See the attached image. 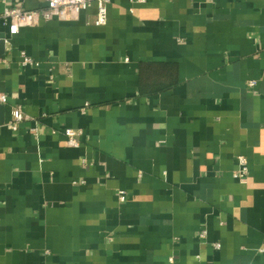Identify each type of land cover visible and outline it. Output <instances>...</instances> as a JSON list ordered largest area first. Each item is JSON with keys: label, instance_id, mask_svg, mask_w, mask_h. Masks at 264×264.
Masks as SVG:
<instances>
[{"label": "crops", "instance_id": "0c3cea01", "mask_svg": "<svg viewBox=\"0 0 264 264\" xmlns=\"http://www.w3.org/2000/svg\"><path fill=\"white\" fill-rule=\"evenodd\" d=\"M108 10L0 28V264H264V0Z\"/></svg>", "mask_w": 264, "mask_h": 264}, {"label": "built area", "instance_id": "2783aa9c", "mask_svg": "<svg viewBox=\"0 0 264 264\" xmlns=\"http://www.w3.org/2000/svg\"><path fill=\"white\" fill-rule=\"evenodd\" d=\"M24 0H0L4 5V10L0 14V28L7 27L11 35H17L22 27L36 26L43 21L48 22L52 19L60 20H75L80 17L83 12H86L93 3L97 5V14L95 25L105 26L108 23L109 5L111 0H44L43 8L27 10L21 5L15 6L14 3ZM3 39L0 38V43ZM6 42V41H4ZM24 65H34V61L24 55ZM251 87H256L257 82L251 81ZM0 103L5 105L8 103V96L0 92ZM29 117L24 112L22 107H14L12 110V120L9 122V127L14 132H18L20 124L28 121ZM68 140L67 144L71 147H79L80 132L67 129L65 132ZM239 171L234 174L235 179L245 182L248 179L249 168L248 161L245 157H239ZM125 193H121V201L125 202ZM205 236V233L202 235ZM220 249V244L216 245ZM173 260V259H172ZM171 260V261H172Z\"/></svg>", "mask_w": 264, "mask_h": 264}, {"label": "water", "instance_id": "95a60500", "mask_svg": "<svg viewBox=\"0 0 264 264\" xmlns=\"http://www.w3.org/2000/svg\"><path fill=\"white\" fill-rule=\"evenodd\" d=\"M5 42L4 40L1 41L0 47H4ZM5 123V106L0 103V126L4 125Z\"/></svg>", "mask_w": 264, "mask_h": 264}, {"label": "trees", "instance_id": "16d2710c", "mask_svg": "<svg viewBox=\"0 0 264 264\" xmlns=\"http://www.w3.org/2000/svg\"><path fill=\"white\" fill-rule=\"evenodd\" d=\"M150 68H147V70H149ZM174 84V83H173ZM166 88V87H165ZM165 88H160V89H156V88H152V89H150V90H152V91H149V92H158V91H160V90H164Z\"/></svg>", "mask_w": 264, "mask_h": 264}]
</instances>
